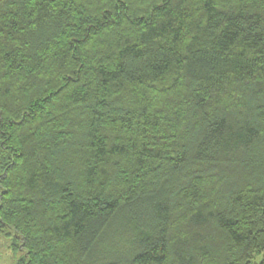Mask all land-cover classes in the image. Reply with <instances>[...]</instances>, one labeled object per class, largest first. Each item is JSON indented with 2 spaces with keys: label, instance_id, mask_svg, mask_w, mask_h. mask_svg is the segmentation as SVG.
I'll list each match as a JSON object with an SVG mask.
<instances>
[{
  "label": "trees",
  "instance_id": "16d2710c",
  "mask_svg": "<svg viewBox=\"0 0 264 264\" xmlns=\"http://www.w3.org/2000/svg\"><path fill=\"white\" fill-rule=\"evenodd\" d=\"M4 228L19 264H264V0H0Z\"/></svg>",
  "mask_w": 264,
  "mask_h": 264
},
{
  "label": "rangeland",
  "instance_id": "374dc122",
  "mask_svg": "<svg viewBox=\"0 0 264 264\" xmlns=\"http://www.w3.org/2000/svg\"><path fill=\"white\" fill-rule=\"evenodd\" d=\"M26 260V252L9 228L0 231V264H19ZM259 258L256 259L258 261Z\"/></svg>",
  "mask_w": 264,
  "mask_h": 264
}]
</instances>
